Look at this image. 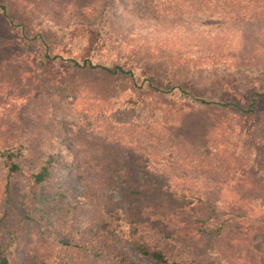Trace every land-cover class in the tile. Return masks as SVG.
<instances>
[{
    "label": "rangeland",
    "instance_id": "1",
    "mask_svg": "<svg viewBox=\"0 0 264 264\" xmlns=\"http://www.w3.org/2000/svg\"><path fill=\"white\" fill-rule=\"evenodd\" d=\"M120 1L121 9L155 13L159 19L167 12L158 6L163 0ZM88 2L0 0L8 16L0 13V146L22 145L26 155L21 164L29 169H37L50 154L58 155L59 167H70L52 171L44 191L53 197L50 211L39 226L32 218L44 202L30 201L20 175L6 187L0 166V233L22 230L12 264H31L30 252L49 255L52 237L80 241L96 232L101 204L127 222L139 203L121 198L119 178L110 170L129 168L139 159L177 168L188 179L195 180L196 173L194 184L208 185L206 198L218 204L215 215L226 223L221 236L202 234L199 230L214 227L213 221L204 222L208 213L184 215L171 204L176 195L153 191L149 198L159 205L160 222L174 233L160 247L170 259L178 264H264L256 250L264 251V55L251 53L256 38L242 43L251 58L242 57V44H237L230 55L220 53L218 66L195 51L180 58L168 53L165 47L177 49L182 36H169L172 42L162 38L138 55L103 45L88 53L82 39L69 41L59 26L73 23ZM86 57L105 67L120 66L133 78L67 67L66 60ZM191 97L218 105L202 106ZM248 109L253 113L245 114ZM77 163L100 169L87 168L83 175ZM87 180L96 186L92 198L82 195ZM172 183L182 184L178 179ZM57 189L67 198L56 196ZM114 248L129 262L152 264L123 234ZM94 264L125 263L103 259Z\"/></svg>",
    "mask_w": 264,
    "mask_h": 264
},
{
    "label": "trees",
    "instance_id": "2",
    "mask_svg": "<svg viewBox=\"0 0 264 264\" xmlns=\"http://www.w3.org/2000/svg\"><path fill=\"white\" fill-rule=\"evenodd\" d=\"M121 4L120 0H90L84 4L80 14H76L73 23L69 22L67 25L62 23L59 26L63 27L69 41L82 39L88 53L98 45H103L109 51L124 49L138 55L149 51L147 46L151 43L161 44L162 42L159 41L162 38L177 39L182 36L183 38L178 40L177 49L165 47L168 53L179 58L184 53L195 51L196 54H203L200 55V59L207 56L206 60L213 59V64L218 66L220 64L217 62L220 59L218 61L216 59L220 53L228 56L236 49L237 44L248 42L253 38H256L254 39L256 44L251 49V53L264 55V0H163L158 6L163 11L167 9V12L160 19V16L155 13H144L128 6L121 9ZM0 13L8 19L4 6H0ZM56 17L60 22L62 15ZM170 39L169 42H172L173 38ZM132 42H139L140 46ZM245 47L246 45L242 44L241 52L245 55L242 57L251 58ZM46 58L50 59L48 55ZM66 61L67 67L71 69L96 70L110 76L133 78L131 71H126L120 66L105 67L93 63L88 57L79 61L73 59ZM150 87L154 89L151 83ZM191 99L202 106L218 105L203 99L193 97ZM255 102L253 98L252 104ZM252 113L250 109L245 111L247 115ZM260 117H264V113L260 114ZM260 122L264 128V118ZM25 155L22 145L0 146V166L6 173V187L12 177L20 175L27 184L30 201L40 199L44 202L43 207H36L34 210L37 218H32L41 226L45 215L50 211L48 205L53 198L48 197L44 192L52 178V171L56 168L66 170L70 167L67 165L59 167L56 163L58 155L50 154L37 169H29L21 164V159ZM135 162L129 168L118 167L110 170L119 178L118 188L121 198L139 203L130 211L127 222L119 212L112 210L106 204H101L98 207L96 232H89L88 237L80 241L72 236L59 240L49 236L54 242L50 254L43 256L30 252L31 264H94L103 259L135 264L118 254L114 248L117 236L122 234L134 251L152 264H178L160 248L163 245V239H168L174 233L169 230L168 224L160 222L159 205H154L152 198H149L153 191L163 189L178 197L171 202L175 206V211L180 210L184 215L193 217L208 213L204 222L213 221L214 227L204 231L199 230L200 233L216 237L222 235L226 223L224 220L219 221L215 215L218 204L206 198L208 185L197 187L194 184L198 179L196 173H192L195 178L193 180V178L188 179V174L177 168L166 170L154 163H142L140 159ZM98 167V165L92 167L86 163L75 165V169L83 175L87 173V168L98 171L100 169ZM107 173L105 174L108 176ZM173 179L180 180L182 184L172 183ZM88 184L85 187L87 193L83 192L82 195L92 198L96 192V186L90 181ZM55 195L67 198V193L59 189L56 190ZM24 217L29 220L28 215ZM20 233H22L20 228H9L0 233V264H12L16 258V244ZM247 246L251 247V244L247 243ZM256 250L259 255H264V251Z\"/></svg>",
    "mask_w": 264,
    "mask_h": 264
}]
</instances>
